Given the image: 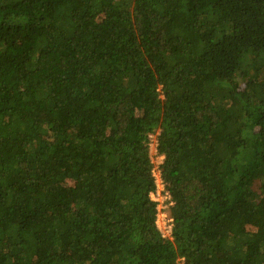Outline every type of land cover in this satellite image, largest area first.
Segmentation results:
<instances>
[{"label":"trees","instance_id":"obj_1","mask_svg":"<svg viewBox=\"0 0 264 264\" xmlns=\"http://www.w3.org/2000/svg\"><path fill=\"white\" fill-rule=\"evenodd\" d=\"M180 262L264 264V0H0V264Z\"/></svg>","mask_w":264,"mask_h":264},{"label":"built area","instance_id":"obj_2","mask_svg":"<svg viewBox=\"0 0 264 264\" xmlns=\"http://www.w3.org/2000/svg\"><path fill=\"white\" fill-rule=\"evenodd\" d=\"M157 131L151 137L150 144V158L153 163L152 179L156 185V191L150 194V198L157 204V215H156V227L159 230L161 236L166 239H173V219L168 216V209L174 205L172 200L171 192L167 189V183L164 181L162 176V164L164 163V157L159 153V146ZM182 264V262H180Z\"/></svg>","mask_w":264,"mask_h":264}]
</instances>
